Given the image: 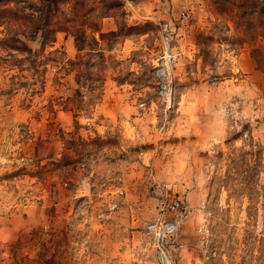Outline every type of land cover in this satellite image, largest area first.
Here are the masks:
<instances>
[{"label":"rangeland","instance_id":"rangeland-1","mask_svg":"<svg viewBox=\"0 0 264 264\" xmlns=\"http://www.w3.org/2000/svg\"><path fill=\"white\" fill-rule=\"evenodd\" d=\"M31 1L53 24L0 60V264H264V0Z\"/></svg>","mask_w":264,"mask_h":264},{"label":"trees","instance_id":"trees-1","mask_svg":"<svg viewBox=\"0 0 264 264\" xmlns=\"http://www.w3.org/2000/svg\"><path fill=\"white\" fill-rule=\"evenodd\" d=\"M39 1L45 2V0ZM46 1L47 5L50 7L48 14L51 13L54 8H59L58 0ZM10 4H13L15 7H20L21 10L28 11H23L22 13L20 12L19 15L13 13V15L10 16L6 15L4 17H0V25H5L4 38L0 40V52L4 50V53H6L5 57L0 56V60L5 61L6 58L9 59L14 56L16 57V54L27 51L29 54L27 55V58H32V65H36L38 58H34L32 55V49H30L26 43L27 41L34 40L38 34H41L43 38L40 43L44 45L43 47H46L48 35L45 34V27L52 25L53 23L49 20H46L45 24L41 23V19H43L44 8L40 5L34 4L31 0H3L0 2V8L4 12L10 13L12 10L7 7ZM12 21L15 22V25H12ZM57 23L58 26L54 32L66 31V27H63L60 21ZM23 24H27V28L22 29ZM76 40L79 41L78 38H76Z\"/></svg>","mask_w":264,"mask_h":264}]
</instances>
